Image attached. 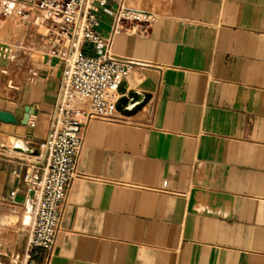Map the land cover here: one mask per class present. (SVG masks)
Returning a JSON list of instances; mask_svg holds the SVG:
<instances>
[{
	"label": "crops",
	"instance_id": "1",
	"mask_svg": "<svg viewBox=\"0 0 264 264\" xmlns=\"http://www.w3.org/2000/svg\"><path fill=\"white\" fill-rule=\"evenodd\" d=\"M122 4L153 14L148 36L112 35ZM98 17L113 53L137 62L120 86L148 101L88 124L63 229L34 264H264V0H104ZM5 21L16 38L0 39V110L36 112L0 122V263L19 264L24 176L40 177L63 65ZM31 39V58L9 52Z\"/></svg>",
	"mask_w": 264,
	"mask_h": 264
},
{
	"label": "built area",
	"instance_id": "2",
	"mask_svg": "<svg viewBox=\"0 0 264 264\" xmlns=\"http://www.w3.org/2000/svg\"><path fill=\"white\" fill-rule=\"evenodd\" d=\"M103 1L0 0V17L33 29L45 45L43 55L56 58L63 65L49 132L40 144V177L34 180L32 174L24 176L30 184L31 223L19 264H34L38 248L50 256L56 247L70 191L79 176L78 163L88 124L94 119H123L117 109L119 88L137 62L116 56L111 42L99 32V5ZM153 20V14L122 4L114 17L112 35L148 36ZM16 50L31 58L39 49L31 39L27 44L11 47L9 52ZM30 73L33 81L38 69L32 68ZM21 169L16 170L17 175Z\"/></svg>",
	"mask_w": 264,
	"mask_h": 264
},
{
	"label": "water",
	"instance_id": "3",
	"mask_svg": "<svg viewBox=\"0 0 264 264\" xmlns=\"http://www.w3.org/2000/svg\"><path fill=\"white\" fill-rule=\"evenodd\" d=\"M119 92L123 94L117 103V109L123 114L131 115L140 110L148 101V94H142L136 91L126 92V89L122 86L119 88ZM132 104L133 107L129 108V105ZM36 112L32 109L31 106H26L24 109V115L21 120L18 117L10 112L5 110H0V122L16 125L19 122L23 125H27L30 121V116Z\"/></svg>",
	"mask_w": 264,
	"mask_h": 264
},
{
	"label": "rangeland",
	"instance_id": "4",
	"mask_svg": "<svg viewBox=\"0 0 264 264\" xmlns=\"http://www.w3.org/2000/svg\"><path fill=\"white\" fill-rule=\"evenodd\" d=\"M14 34V35H13ZM15 29L13 31V25L9 21H5L3 18L0 17V39H8V38H16L13 36L15 35ZM28 220L30 221L31 218L28 216Z\"/></svg>",
	"mask_w": 264,
	"mask_h": 264
}]
</instances>
